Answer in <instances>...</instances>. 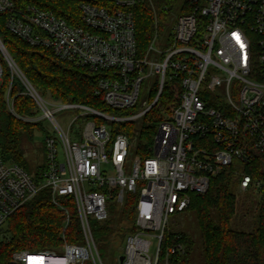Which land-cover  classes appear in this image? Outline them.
Instances as JSON below:
<instances>
[{"label": "built area", "instance_id": "built-area-1", "mask_svg": "<svg viewBox=\"0 0 264 264\" xmlns=\"http://www.w3.org/2000/svg\"><path fill=\"white\" fill-rule=\"evenodd\" d=\"M145 1L154 13L150 0L82 1L80 25L71 26L49 11L16 9L11 0H0L9 34L51 50L61 62L101 74L94 96L106 109L137 108L141 86L152 78L148 105L139 113L113 116L55 101L27 80L0 38V83L4 65L10 77L7 112L47 131L37 180L5 163L0 153V237L8 218L42 189H49L51 203L64 215L59 249L15 252V264H103L90 222L106 221L108 204L122 206L128 193L138 196L134 231L124 239L118 264H169L171 255L184 253L180 243L164 248L169 217L189 206L191 194L204 196L210 178L232 163L247 166L264 154V0H185L166 42H158L155 21L152 40L139 52L133 8ZM14 79L21 85L19 94L32 101L34 115L16 114L9 96ZM172 82L179 89L177 99H163ZM150 111H156L149 117L156 130L150 155L142 158L126 134L112 136V130ZM58 115L70 120L66 126ZM236 174L238 188L247 191L251 176ZM61 198L74 204L80 244L66 242L71 216Z\"/></svg>", "mask_w": 264, "mask_h": 264}, {"label": "trees", "instance_id": "trees-1", "mask_svg": "<svg viewBox=\"0 0 264 264\" xmlns=\"http://www.w3.org/2000/svg\"><path fill=\"white\" fill-rule=\"evenodd\" d=\"M82 1L85 0H11L16 9L35 6L53 13L71 26L80 25L79 5ZM150 1L154 5V13L146 1L133 8L139 52H144L152 40L155 21L159 34L167 26L172 7L178 0ZM164 8H167V11ZM5 18L6 14L0 13V38L3 45L27 80L42 96L64 103L83 104L113 116L135 112V108L123 111L106 109L94 96L96 82L101 74L61 62L49 49L27 45L6 31ZM9 81L7 70L3 69L0 83V153L5 163L20 166L37 180L44 168V162L32 164L25 155L27 148L35 144V135L39 134L44 139L47 131L39 123L22 122L7 112L5 96ZM178 92L176 82L168 83L162 97L174 101ZM19 93L20 84L14 79L9 96L14 99L16 114L34 115L32 101ZM149 114L151 111L146 117ZM145 120L137 133L116 127L112 130V136L124 133L130 141L133 140L134 150L142 158L150 155L151 140L156 130L149 119ZM237 171L251 176L253 184L246 192L256 196L254 207H248L245 200L237 201L236 190L240 183ZM256 181L260 182L258 189L254 187ZM137 200V195L128 193L122 206L114 202L108 204L109 215L106 221L91 220L90 226L96 246L98 243L109 242L119 249L121 237H126L134 231V206ZM61 201L69 208L71 216L70 225L65 232L66 242L80 244L82 233L74 204L68 198H61ZM116 209L123 213L118 224L113 222L112 212ZM245 213H249V220L245 219ZM182 214L193 215L197 236L186 231L171 234L166 229L163 235L164 248L174 243L184 246L183 254L169 257V264H195L197 250L202 264H264V154L257 155L251 164L240 168L232 163L210 178L208 192L204 196L191 194L189 206ZM63 221V213L50 201L49 189L40 190L33 199L8 218L1 230L3 238L0 242V264H15L11 259L15 252L58 250L62 244L60 234Z\"/></svg>", "mask_w": 264, "mask_h": 264}, {"label": "rangeland", "instance_id": "rangeland-1", "mask_svg": "<svg viewBox=\"0 0 264 264\" xmlns=\"http://www.w3.org/2000/svg\"><path fill=\"white\" fill-rule=\"evenodd\" d=\"M184 2L185 0H178L172 7V12L170 15V19L168 20V24L161 31L160 33L161 36L158 39V42H160L161 44H164L167 40V36L171 31V25H172L173 19L179 16L184 11V10H181ZM4 69L6 70L5 65H4ZM151 83H152V78H149L143 82L141 89H140L138 106L137 108H135L136 113H139L143 111L144 109H146L148 102H149V92L151 90ZM20 92H22L21 85H20ZM155 112L156 111L151 112V114H149L148 117L146 118L142 117L139 121L135 123L116 124L115 127L120 128L121 130H130L132 133H137L140 127L142 126L143 121L145 119L148 120L149 117L155 114ZM57 119L63 126H66V124L70 121L69 119H67V117H64L62 115H58ZM152 124L156 128V124L154 122H152ZM131 144H132V149L134 150L133 140L131 141ZM42 146H43V137H41L39 134H36L35 144L27 148V154L25 155V157L27 158L29 162H31L32 164L44 162V150L42 149ZM236 196H237V201L245 200L248 207H252L257 201V198L254 194L247 193L246 191L242 192L239 188H237L236 190ZM112 214L114 217L113 218L114 224H118L121 221L122 216H123L122 211L116 209L115 211L112 212ZM249 218H250L249 213H245V219L249 220ZM232 226L235 228L234 224H232ZM167 229L171 234H177L179 232L186 231L190 234L197 236L196 221L193 215H185L182 213L171 215L168 220ZM2 238H3V235L0 237V242L2 241ZM124 239L125 237H121V245L119 249L115 248L112 245V243H109V242L97 244V249H98V252H99V255L101 257L103 264H118V260L121 257L123 249H124ZM155 246H156V242L154 241L152 242V245L149 249V253L151 255H154ZM159 264H161V262ZM195 264H202L201 257H200L198 250L195 253Z\"/></svg>", "mask_w": 264, "mask_h": 264}, {"label": "water", "instance_id": "water-1", "mask_svg": "<svg viewBox=\"0 0 264 264\" xmlns=\"http://www.w3.org/2000/svg\"><path fill=\"white\" fill-rule=\"evenodd\" d=\"M119 260L121 261L122 260V257H120Z\"/></svg>", "mask_w": 264, "mask_h": 264}]
</instances>
